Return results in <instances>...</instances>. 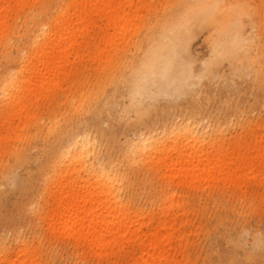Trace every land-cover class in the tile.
<instances>
[{
    "label": "rangeland",
    "instance_id": "obj_1",
    "mask_svg": "<svg viewBox=\"0 0 264 264\" xmlns=\"http://www.w3.org/2000/svg\"><path fill=\"white\" fill-rule=\"evenodd\" d=\"M48 1L49 8L39 17H47L45 28H50L58 9L54 4L65 0H28L21 7H8L0 27V76L4 69L12 67L10 72L15 73L20 68V61L10 65L4 51L14 44L22 53L31 50L23 19H31ZM180 1L130 0L121 13L120 32L111 27L103 35L100 19L86 23L78 29L75 45L42 81L44 85L37 83L33 95L26 98L25 109L15 113L0 104V257L7 264H122L118 242L103 247L96 257L85 243H75L76 235L50 221L61 189L62 196L72 185L82 189L91 164L116 168L126 210L130 216L140 212L133 217L131 231L137 235L154 229L164 232L160 224L172 225L156 250L163 257L173 255L171 264H264V178L238 179L230 162L221 166L232 144L241 145L259 127L264 129V30L251 45L258 41L255 52L263 53L249 61L243 55L233 60L221 57L184 94L170 93L155 100L143 97L141 103L130 97L136 95L135 66L145 56L143 45L155 19L169 14ZM245 1L257 14L251 32L264 29L259 19L264 18V0ZM217 38L221 36L210 21L192 32L186 49L195 74L200 73L202 61L213 55ZM35 71L36 65L29 73ZM173 125L178 130L195 126L200 132L210 126L215 131L211 137L203 133L200 143L222 138L221 161L214 156V167L194 179L176 174L177 162L191 155L182 158L175 149L157 152L145 162L131 161L130 145L138 134H153L157 142L168 144L177 134V130L170 132ZM85 133L93 144L85 169L74 180L54 182L59 152L71 145L72 136ZM16 155L23 156L17 159ZM72 212L67 208L65 217ZM256 234L261 242H256ZM21 239L27 242L23 258L16 256ZM134 255L142 257L141 250Z\"/></svg>",
    "mask_w": 264,
    "mask_h": 264
},
{
    "label": "bare ground",
    "instance_id": "obj_2",
    "mask_svg": "<svg viewBox=\"0 0 264 264\" xmlns=\"http://www.w3.org/2000/svg\"><path fill=\"white\" fill-rule=\"evenodd\" d=\"M27 1L0 0V27L6 21L10 5L21 7ZM50 2L42 5V9L31 16V19H23L25 35L32 44L31 50L22 53L18 44H14V48L4 51L10 65L19 61L21 63L15 73L10 72L12 69L10 67L4 69L0 76V104L4 109H12L15 113H20L22 109H25L26 98L33 95L37 83L40 87L44 85L42 81L50 76L64 54L75 45L74 39L79 34L78 29L86 23L100 19L104 21L103 35H106L111 27L114 31L119 30L120 32L124 28L121 13L124 5L130 3V0H65L58 2L54 4L58 9L55 15L52 14L51 27L45 28L47 17L39 16L46 12L45 9L49 8ZM250 6L251 4L245 0H181L180 5L172 7L169 14L155 19L150 36L145 39L143 45L145 56L135 66L136 72L132 86L135 85L137 90L136 95L130 96L131 100L141 103L143 97L155 100L170 93L182 95L188 88L196 85L194 79L200 81L205 76L203 73L209 71L211 65L221 57L233 60L243 55L249 61L263 53L261 49L258 53L255 52L259 48L258 41L255 42L254 47L251 46L253 39L260 37L264 29L261 27L257 29L258 32H251L255 28L257 14ZM259 19L262 26L263 16L261 15ZM208 21L214 25L216 34L221 38H217L214 42L213 55L208 60L202 61L200 73L195 74L193 61L190 60L186 46L191 39L192 32ZM250 50L253 51L250 52ZM34 65H36V71L30 74ZM235 69L236 67H232V70ZM28 81H30V89L26 91ZM136 97L137 100H135ZM172 127L175 128L170 132L177 130V134L172 136V141L168 144L163 143L164 141L157 142V138H154L156 135L150 134L144 137V134H138L130 145L131 161L144 160L145 162L147 157L168 149H175L176 155H182V158L185 154H189L191 156L177 162L176 174L180 175L181 179L187 176L194 179L207 174L214 167L216 161L214 156L218 157V162L221 161L219 153L224 147L221 143L222 138H208L207 141L200 143L204 140L203 133L211 137L215 131L210 126H205L201 132L195 126L189 128L186 126L181 130H178L179 128L175 125ZM71 139V145L64 152H59L63 159L62 161L60 159V162L56 160L55 171L58 180L54 182L63 184L67 181L64 180L65 178L70 181L74 180V175L78 174L82 168L85 169L86 155L93 149L92 141L87 133L75 134ZM184 146L187 147L184 148ZM203 150L205 153H202ZM227 152L229 153H227L226 162L221 166L224 167L230 162L233 165V176H238V179L242 180L255 178L257 175L264 178L263 127H259L250 140H246L243 144H232L231 150ZM22 156L16 155V158L20 159ZM171 157L172 154H170V159ZM89 168L90 172L86 171L88 177L82 189L77 187L78 185H72L73 188L65 196H62L61 189L60 197L56 199V214L50 221L56 222L59 230L68 235H76L75 243H85L87 251L96 257L100 256L103 247L118 242L121 246L119 250L122 251L120 257L122 264H171L175 262L173 255L163 257L160 250L156 253L157 244L169 236L172 225L160 224L161 229H165L164 232L154 229L142 231L137 235L135 230L131 231L130 228L136 221L133 217L138 216L140 212H135L133 216H130L129 211L126 210L120 198V186H118L120 180L117 177L119 174L115 172L116 168L99 165L97 169L93 164ZM67 208H72L73 212L65 217ZM254 238L256 242L262 241L259 234H256ZM125 242L128 246L123 245ZM26 249L27 242L21 239L16 256L23 258L22 254ZM136 249L141 250L142 253L139 259L134 255ZM7 255L8 253L5 252L3 257L7 258ZM254 259L253 257L251 260L254 261ZM0 260V264L8 263L2 257ZM18 264L24 263L22 261Z\"/></svg>",
    "mask_w": 264,
    "mask_h": 264
}]
</instances>
